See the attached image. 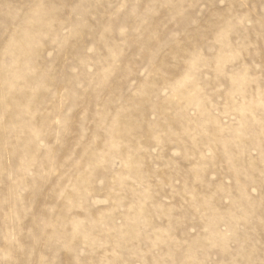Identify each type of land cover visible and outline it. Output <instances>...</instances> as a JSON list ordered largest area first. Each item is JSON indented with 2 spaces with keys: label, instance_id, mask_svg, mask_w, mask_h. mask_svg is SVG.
<instances>
[{
  "label": "rangeland",
  "instance_id": "374dc122",
  "mask_svg": "<svg viewBox=\"0 0 264 264\" xmlns=\"http://www.w3.org/2000/svg\"><path fill=\"white\" fill-rule=\"evenodd\" d=\"M0 264H264V0H0Z\"/></svg>",
  "mask_w": 264,
  "mask_h": 264
}]
</instances>
